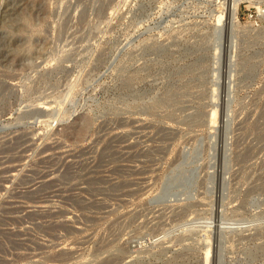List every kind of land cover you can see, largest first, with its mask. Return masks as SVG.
Wrapping results in <instances>:
<instances>
[{"label":"rangeland","instance_id":"obj_1","mask_svg":"<svg viewBox=\"0 0 264 264\" xmlns=\"http://www.w3.org/2000/svg\"><path fill=\"white\" fill-rule=\"evenodd\" d=\"M242 3L0 0V264H264Z\"/></svg>","mask_w":264,"mask_h":264},{"label":"bare ground","instance_id":"obj_2","mask_svg":"<svg viewBox=\"0 0 264 264\" xmlns=\"http://www.w3.org/2000/svg\"><path fill=\"white\" fill-rule=\"evenodd\" d=\"M245 0H228V4L227 5V9L225 10L226 11V14L223 15V13H220L221 16H222V19L224 21V25L226 24L227 25H232L234 26V24L236 25L238 22H236V10H237V7L240 3L244 2ZM249 3H255L254 4L257 8L261 9V6H259L258 4L260 2H262L263 0H247ZM221 5V4H220ZM225 5V6H226ZM225 13V12H224ZM236 22V23H234ZM227 29V28H226ZM230 31V30H229ZM51 100V99H50ZM42 104V103H41ZM48 105V103H47ZM44 107V106H43ZM213 117V113L211 115V118ZM43 121V120H41ZM36 123H38L36 121ZM34 125V124H33ZM216 225V224H215Z\"/></svg>","mask_w":264,"mask_h":264},{"label":"built area","instance_id":"obj_3","mask_svg":"<svg viewBox=\"0 0 264 264\" xmlns=\"http://www.w3.org/2000/svg\"><path fill=\"white\" fill-rule=\"evenodd\" d=\"M242 4L250 5L249 3H246V2H243ZM251 4L254 5V4H256V2L255 3H251ZM259 5L262 6V10L259 11V9L256 8V10L253 11L252 14L249 17H250V19H253V20H256V21L259 22V24H258V22H255V25L257 27H260V28L263 27L264 28V0L262 2H260Z\"/></svg>","mask_w":264,"mask_h":264}]
</instances>
